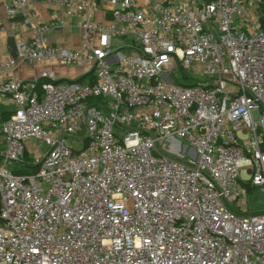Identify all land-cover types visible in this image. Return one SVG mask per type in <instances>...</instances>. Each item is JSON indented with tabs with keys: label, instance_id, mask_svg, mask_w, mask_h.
<instances>
[{
	"label": "built area",
	"instance_id": "2783aa9c",
	"mask_svg": "<svg viewBox=\"0 0 264 264\" xmlns=\"http://www.w3.org/2000/svg\"><path fill=\"white\" fill-rule=\"evenodd\" d=\"M34 1L5 5L33 35L0 72L87 71L0 82V264H264V0Z\"/></svg>",
	"mask_w": 264,
	"mask_h": 264
},
{
	"label": "crops",
	"instance_id": "0c3cea01",
	"mask_svg": "<svg viewBox=\"0 0 264 264\" xmlns=\"http://www.w3.org/2000/svg\"><path fill=\"white\" fill-rule=\"evenodd\" d=\"M11 0H0V58L11 56L9 52V40L14 38L16 43L19 40H29L33 35V29L30 24L15 28L10 23L5 11V5ZM20 18L30 17L33 22L45 23L51 22L53 19V12L47 6H45L41 0H35L31 6L26 7L20 12ZM49 41L60 45L67 46L72 49H77L81 45V36L78 28L74 26H64L59 29L52 30L49 33ZM44 67L54 69L59 73L60 68L82 70L80 67L58 65L54 63L31 65L19 60L16 70L8 75H3L0 72V82L7 77H16L22 79H32L37 76ZM83 72V71H82ZM84 73L81 74V76ZM5 105V104H3ZM7 110H11V107L5 105Z\"/></svg>",
	"mask_w": 264,
	"mask_h": 264
},
{
	"label": "rangeland",
	"instance_id": "374dc122",
	"mask_svg": "<svg viewBox=\"0 0 264 264\" xmlns=\"http://www.w3.org/2000/svg\"><path fill=\"white\" fill-rule=\"evenodd\" d=\"M130 38L131 37H129V38L124 37L123 38V37L115 36L113 38V44H112L113 49H118V48L126 45L127 43H129ZM127 51L128 50H125V52H127ZM77 67H80V66H77ZM81 69L82 70L60 68L58 76H64V77H68V78L78 79L81 77L82 73H85L87 71V67L81 66ZM254 118L256 120L260 119V116L258 115L257 112L254 113ZM30 141H31V144H34V147H32V145L29 146L27 144L28 145L27 149L29 152L28 158H29V161H34L36 158H40L42 156V152H44V153L47 152L48 145L46 143L42 144L41 140L30 139ZM185 159L188 160L187 155L185 156ZM29 163H33V162H29ZM17 166L25 169L24 172H27V170L30 171L32 169L31 168L32 165H28V164H19ZM248 199H249V209L251 212L264 210V193H262L261 191L258 192L255 189H251L249 191V198Z\"/></svg>",
	"mask_w": 264,
	"mask_h": 264
},
{
	"label": "trees",
	"instance_id": "16d2710c",
	"mask_svg": "<svg viewBox=\"0 0 264 264\" xmlns=\"http://www.w3.org/2000/svg\"><path fill=\"white\" fill-rule=\"evenodd\" d=\"M261 11L264 13V3H263V5H262ZM263 21H264V18H263ZM185 84H186V85H191V84H193V83H192V82H188V83H185ZM0 112H1L2 114H4V116L7 117V116H9V115L12 113V110H7L5 105L0 104ZM262 149L264 150V146L262 147ZM31 167H32V166H31ZM32 168H33V170H37L38 167L33 166ZM27 172H28V170H27Z\"/></svg>",
	"mask_w": 264,
	"mask_h": 264
},
{
	"label": "water",
	"instance_id": "95a60500",
	"mask_svg": "<svg viewBox=\"0 0 264 264\" xmlns=\"http://www.w3.org/2000/svg\"><path fill=\"white\" fill-rule=\"evenodd\" d=\"M8 47H9L10 55L15 58L18 57L17 43L14 38H11V40H9Z\"/></svg>",
	"mask_w": 264,
	"mask_h": 264
}]
</instances>
